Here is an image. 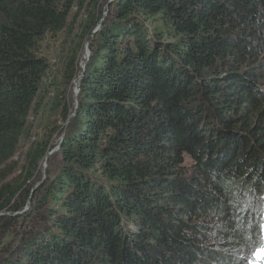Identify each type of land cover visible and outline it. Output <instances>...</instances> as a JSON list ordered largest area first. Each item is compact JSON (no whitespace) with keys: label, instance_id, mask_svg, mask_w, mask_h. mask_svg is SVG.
<instances>
[{"label":"trees","instance_id":"1","mask_svg":"<svg viewBox=\"0 0 264 264\" xmlns=\"http://www.w3.org/2000/svg\"><path fill=\"white\" fill-rule=\"evenodd\" d=\"M61 34L60 82L40 51ZM23 141L25 179L3 182ZM0 238V264L264 251V0H0Z\"/></svg>","mask_w":264,"mask_h":264},{"label":"rangeland","instance_id":"2","mask_svg":"<svg viewBox=\"0 0 264 264\" xmlns=\"http://www.w3.org/2000/svg\"><path fill=\"white\" fill-rule=\"evenodd\" d=\"M110 1L112 2L114 0H110ZM107 7H108V4H107L106 8ZM104 14H106V12ZM98 26H99V24H98ZM98 26L96 27V30H97V28H100ZM64 37L65 36L61 34L60 36H58V38L46 39L42 43L41 51H40V54L42 56L49 58L50 78L51 79L53 78V79L58 80V81L61 80V71H62V66H63V56L61 55V52H60V45H61V42L63 41ZM88 44H89V41L86 40V42L84 43V45L82 47V52H81L80 60H79L80 61V67L83 70L86 67L85 64L88 63V60L90 58V50L88 48ZM77 82H78V80L76 81V83ZM76 83H74V86H73L75 89V92H76V86H77ZM69 100H71L73 102V104L76 105L74 90H73V93H72L71 97L69 98ZM74 114H75V112L72 115H74ZM52 117L55 119L58 118V116H52ZM30 119H31L32 125L35 127L33 130V135H32V139H31V141L32 140L34 141L36 139L37 135L41 137L46 131L43 129V126H41V124H38L39 121L37 118H30ZM59 140H60V138H59L58 134H55L54 138H53V142L56 143ZM29 146H30V141H28V142L23 141L22 142V145L20 146L17 154L12 159L11 166L8 167L6 169V171L4 172V173L9 172V173L3 182H8V183H11L12 185H15L18 182L25 179L24 171L28 167V162H27L26 157H27V150H28ZM55 150L56 149L50 151L49 153H51V155H49V158L47 159V157H46V159L41 162V166L35 174L36 175V178L34 179V180H36L35 185H34L35 187H38L40 185V182L46 179L48 170L51 172V175H53L60 168V160H58V158L53 159L51 162V157L53 156V153L55 152ZM186 163L192 164L193 161L190 157L187 156L186 157ZM26 209H27V207H25L24 210H26ZM24 210H22L20 213H23ZM2 214H5V213H2ZM6 214H8V212H6ZM17 214L18 213H15V215H17ZM2 239L3 238H0V247L3 244ZM5 240H7V238ZM247 254H248V258L250 260L249 264H264V253L262 250L260 251V253H256V254L247 253Z\"/></svg>","mask_w":264,"mask_h":264},{"label":"water","instance_id":"3","mask_svg":"<svg viewBox=\"0 0 264 264\" xmlns=\"http://www.w3.org/2000/svg\"><path fill=\"white\" fill-rule=\"evenodd\" d=\"M102 22H103V20H101V22H100L98 27H101ZM97 29H99V28H97ZM86 64H85V66H86ZM83 75H84V72H82L81 76L79 77L78 82H77V86H76V92H75L76 105H75V108H77V96H78V94L80 92V81H81ZM58 148H59V145H58ZM49 155H51V153H48L47 159L49 158Z\"/></svg>","mask_w":264,"mask_h":264},{"label":"bare ground","instance_id":"4","mask_svg":"<svg viewBox=\"0 0 264 264\" xmlns=\"http://www.w3.org/2000/svg\"><path fill=\"white\" fill-rule=\"evenodd\" d=\"M77 84V83H76Z\"/></svg>","mask_w":264,"mask_h":264}]
</instances>
